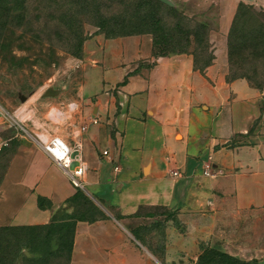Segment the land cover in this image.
I'll list each match as a JSON object with an SVG mask.
<instances>
[{
	"label": "crops",
	"instance_id": "obj_1",
	"mask_svg": "<svg viewBox=\"0 0 264 264\" xmlns=\"http://www.w3.org/2000/svg\"><path fill=\"white\" fill-rule=\"evenodd\" d=\"M218 50L200 73L189 54L153 57L147 34L84 42L73 93L49 99L61 112L54 136L70 147L80 143L82 190L109 219L76 223L69 264L264 257V90L243 78L226 81V41ZM113 87L127 95L122 110ZM44 93L34 91L14 116L38 124L35 104ZM207 160L210 176L203 175ZM74 192L32 139L21 143L0 184V226L44 225L70 214L65 201ZM38 196L51 208L39 209Z\"/></svg>",
	"mask_w": 264,
	"mask_h": 264
},
{
	"label": "rangeland",
	"instance_id": "obj_2",
	"mask_svg": "<svg viewBox=\"0 0 264 264\" xmlns=\"http://www.w3.org/2000/svg\"><path fill=\"white\" fill-rule=\"evenodd\" d=\"M140 1L80 0L75 7H72L71 18L68 17L71 20L69 26L60 24L58 27L50 26L42 29L40 23L41 27L39 29L43 30L39 34L40 40L36 39L33 29L26 27V25L20 28L18 27L19 24L15 23L13 32L9 35L10 40L13 41L11 50L15 58L12 61H5L4 55L0 56V106L19 122L24 131L20 130L19 127H16V129L8 127L2 132V136L8 145L0 154V184L8 170L12 155L21 143L31 142L35 133L42 132L49 137L54 136L60 126L59 122L48 121L45 115L50 108L55 106L54 103L63 101L66 95L73 93L75 88L74 78H76L78 70L77 60L79 59L71 54L73 47L69 44V39L72 38V35L75 34L74 41L82 38L84 42L95 35H102L106 38L104 33H102L103 31H99L94 25L98 18L96 13L97 5L99 4L98 9L102 16L110 20L111 23L109 25L117 26L114 20L120 21L124 19L128 21L134 19L135 12H137L135 6ZM167 1L170 3L169 7L189 18L192 23L199 22L207 27L208 42L213 56L214 49L218 50L223 41H226L227 47V38L231 35L229 38V50H231L232 68L231 74H229L228 64L226 76L233 77V74H235V77L245 75L252 86L264 90V39L258 29L257 20L259 18L250 17L252 19L249 20L245 29H243V22L237 23L229 35L232 21L226 17L234 5H236L235 15L239 3L251 5L255 10L264 14V8L258 5V1L262 0ZM31 17L34 18L33 13ZM165 19L168 24H171V18L166 17ZM188 25L190 27L192 24ZM228 25L227 35L222 36V32L227 30ZM26 34L28 39L22 46L21 42L23 40H21L19 35L23 36ZM20 47L21 49H18ZM82 58L83 55L80 59ZM40 87H45V97L38 100L35 104L36 113L34 120L38 124L33 125L28 120H18L13 113L19 108L23 109L22 107L26 106L25 104L29 97ZM57 96L60 97L58 102L49 100ZM40 123L41 126H39ZM9 205H11V202ZM156 229L161 233L163 231L162 228ZM2 238H6V235H3ZM14 248L16 247H10V249ZM3 252H5V248L0 245V255H3ZM15 256L14 253L9 256L12 259L8 264H32L29 260L31 255L27 250L20 249V255L16 258ZM60 261L55 264H66L65 258ZM179 263L190 264L188 261H180ZM0 264L7 263L2 262ZM155 264H163V261H156ZM248 264H264V257L253 259Z\"/></svg>",
	"mask_w": 264,
	"mask_h": 264
},
{
	"label": "trees",
	"instance_id": "obj_3",
	"mask_svg": "<svg viewBox=\"0 0 264 264\" xmlns=\"http://www.w3.org/2000/svg\"><path fill=\"white\" fill-rule=\"evenodd\" d=\"M80 0H0V56L5 57V61H12L15 55L12 54L11 46L13 41L9 35L13 32L15 23L22 28L23 25L33 29L36 39H39L43 27L56 26L60 24L70 25L68 17L70 12ZM101 5V4H100ZM133 20H114L117 26H110L108 18H104L100 12L99 4L96 13L98 15L95 27L103 31L106 39H113L134 35H150L152 38V56L165 57L168 55L189 54L193 59V68L203 73L213 60V52L208 42V29L202 23H192L186 16L176 12L169 5L158 0H141L136 6ZM32 13L34 18L31 17ZM166 17L171 18V24L166 22ZM250 17L259 18L257 20L259 32L264 39V14L255 10L251 5L239 3L235 15L232 19L229 35L237 23L243 22V29L246 28ZM127 23V24H126ZM126 24V25H124ZM188 24H192L190 27ZM129 29V30H127ZM21 37L22 46L26 41V35ZM227 38V61L229 64V74H231V50H229V38ZM75 34L69 39V44L73 47L71 53L73 57L80 59L83 55L84 39L78 38L74 41ZM40 40V39H39ZM40 42V41H39ZM19 47V46H18ZM18 49H21L18 48ZM7 57H9L7 59ZM228 74V75H229ZM233 77L226 76V81H233L245 78V75ZM250 84V83H249ZM250 86H252L250 84ZM254 89L261 90L256 86ZM8 145V144H7ZM7 147V146H5ZM4 147V148H5ZM2 149L1 153L3 152ZM0 153V154H1ZM70 214L54 215L48 224L25 225V226H5L0 227V245L5 248V255H0V263H10L13 253L18 257L21 250H27L31 255L29 258L32 264H55L65 258V263L69 264L73 245L75 225L77 222L93 223L101 219H109L101 204H98L84 190L75 188L74 194L65 201ZM37 207L41 210L50 209L51 202L44 197H37ZM172 217L173 214H170ZM119 219L120 216H114ZM6 235V238H2ZM13 238L12 240H10ZM16 247L10 249V247ZM5 257V258H3ZM207 264H248L239 260H223Z\"/></svg>",
	"mask_w": 264,
	"mask_h": 264
},
{
	"label": "built area",
	"instance_id": "obj_4",
	"mask_svg": "<svg viewBox=\"0 0 264 264\" xmlns=\"http://www.w3.org/2000/svg\"><path fill=\"white\" fill-rule=\"evenodd\" d=\"M110 91L116 95L117 107L122 110L127 102V95L119 87H113L110 89ZM74 106V103L67 104V108L70 111L74 109ZM60 114L61 112L59 110L50 108L46 117L48 121L56 122V118ZM97 122L98 120L96 118L91 120L92 124H96ZM8 127L15 129L16 127H19L20 130L24 131L19 122L0 106V153L2 149L7 146V141L3 138L2 132ZM84 129L85 126L81 128L82 131ZM32 139L47 156V158L52 161L60 170H62L74 188H83V182L81 179L85 172V165L80 158L79 142H76L74 147H70L59 137H49L42 132L35 133ZM102 154L106 155V151H103ZM209 160L205 161L203 164V175L205 176L212 175V166ZM171 175L177 176V173L171 172Z\"/></svg>",
	"mask_w": 264,
	"mask_h": 264
},
{
	"label": "water",
	"instance_id": "obj_5",
	"mask_svg": "<svg viewBox=\"0 0 264 264\" xmlns=\"http://www.w3.org/2000/svg\"><path fill=\"white\" fill-rule=\"evenodd\" d=\"M160 1H162L163 3H165L167 5H170V3L167 0H160Z\"/></svg>",
	"mask_w": 264,
	"mask_h": 264
}]
</instances>
